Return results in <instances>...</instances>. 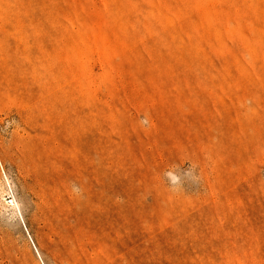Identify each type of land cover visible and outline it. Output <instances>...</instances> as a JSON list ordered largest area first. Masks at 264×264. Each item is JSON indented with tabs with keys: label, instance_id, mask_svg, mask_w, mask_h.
<instances>
[{
	"label": "rangeland",
	"instance_id": "obj_1",
	"mask_svg": "<svg viewBox=\"0 0 264 264\" xmlns=\"http://www.w3.org/2000/svg\"><path fill=\"white\" fill-rule=\"evenodd\" d=\"M0 264H264V0H0Z\"/></svg>",
	"mask_w": 264,
	"mask_h": 264
}]
</instances>
